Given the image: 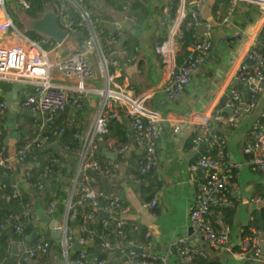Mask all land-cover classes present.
<instances>
[{
	"label": "crops",
	"instance_id": "crops-1",
	"mask_svg": "<svg viewBox=\"0 0 264 264\" xmlns=\"http://www.w3.org/2000/svg\"><path fill=\"white\" fill-rule=\"evenodd\" d=\"M9 1L11 8L15 9L14 0ZM85 1L96 20L108 25L109 28L111 25H118L119 31H125L122 36L128 52L126 60L120 62V68L128 77V89L132 96L137 97L143 92L161 86L165 80V69L155 52V47L168 36L170 24L165 15V8L169 0H137L144 11L138 14V18L130 16L134 18L132 21L127 19L129 16L111 8L105 0ZM185 6L187 9L198 10L203 22L209 23L210 28L202 25L196 28V33L200 38L208 39L211 48L180 99L169 101L163 93H158L145 101V107L159 114L162 119L158 124L159 136L156 142L158 159L143 181H136L142 150L134 146L127 120L121 115L118 119H112L116 124L110 127L108 125L106 138H103L104 135L97 137V144L105 147L102 148L103 153L111 152L107 146L108 141L127 144L129 149L115 153L113 158L104 154L96 159L103 166L113 163L116 166V176L102 178L101 183L95 187L104 192H113L121 198L122 209L115 217L126 227V234L131 235L129 241L135 243L137 248L149 242L151 252L164 255L168 246L185 237L190 244L198 246L207 255L206 258H195L194 263H186L176 254H170L166 264H264L262 261L264 233L253 225L255 216L264 208V171L252 170L248 164V156L243 152V147L250 138L251 124L264 108V92L259 95L256 108L245 114L236 124L230 126L224 121L217 123L226 140L228 160L231 164L238 165L229 189L228 206L234 214L228 226L227 248L209 247L194 231L189 221V210L194 202L195 191L205 178L204 171L190 168L191 162L198 156L197 151L191 147L194 135L191 117L211 114L215 110L227 114L219 105L220 99L226 96L231 87L246 91L243 84L232 81L231 78L246 52L256 46L255 40L264 38V11L251 1H238L230 16L227 15L229 8L227 0H204L200 3L185 0ZM5 10L8 11L6 1ZM16 11L17 15L21 12V23L24 26L28 20L33 19L24 9L19 8ZM217 11H220L219 19L216 18ZM248 13L251 17L250 22L246 21ZM2 17L3 13L0 10V22ZM23 30L18 29L13 21L11 29L6 32L0 31V44L13 45L24 43L26 38L31 39L25 32L29 31L28 28ZM193 44L194 41L188 40L187 37L181 42L176 55L177 64L183 63ZM76 46L70 37L66 38L57 52H51V60L57 61ZM90 60L95 79L88 82V85L90 88H98L100 79L96 54H90ZM134 65L136 71L130 76L127 69ZM52 74L53 81L60 84L67 82L56 69ZM13 88L18 89V103L26 92L32 90L31 86L0 82V102L7 103V108L0 111V145L4 146L10 156H13L22 141L34 134L32 126L34 115L21 108L18 103L13 108L7 102V96ZM99 99V96L93 93L80 108L68 106V111H63L67 114L64 119L74 124L81 137L93 122ZM60 114L57 117H60ZM175 128L177 131H174ZM54 143L57 144L58 151L50 149L52 152L44 157L53 163V168L47 165L43 168V181L38 186H31L25 178L26 172L30 175L38 173L37 169L34 171L29 169L40 166L38 161L12 160L11 169L2 171L0 175L9 178V186H18L19 195L26 197L34 208L35 217L31 221L33 227L29 233L30 237L32 232H35L36 236L46 234L52 241L51 246L44 254L23 261L22 245L10 241L9 255L1 253L0 264H9L13 243L17 248L13 264H67L61 254L60 241L51 238V225L63 224L67 214V202L70 200L76 202L80 198L79 187L75 183L80 159L78 153L61 147L58 142ZM56 189L61 191L65 199L55 206L53 212H49V204L54 200L48 202L45 193L53 196ZM60 198L55 202H59ZM152 199L156 200L155 207L141 206L142 202ZM221 206H223L221 203L215 204L208 216V221L214 228H217L216 221L220 216L215 207ZM96 220H99L98 216ZM244 228L252 234H257L262 258H249L240 254L239 245ZM147 232L150 233L148 238ZM126 244H122L121 247L125 249ZM108 261L110 264H128L125 252L116 250L109 251Z\"/></svg>",
	"mask_w": 264,
	"mask_h": 264
},
{
	"label": "built area",
	"instance_id": "built-area-1",
	"mask_svg": "<svg viewBox=\"0 0 264 264\" xmlns=\"http://www.w3.org/2000/svg\"><path fill=\"white\" fill-rule=\"evenodd\" d=\"M5 1L0 0V10L3 13L0 22L1 32H6L13 27V18L5 10ZM57 1L63 7L66 4L73 7L79 15L78 25L86 27L88 31V37L70 53L57 61H52L51 52H57L58 47L64 42L59 43L52 38L43 40L49 49L44 48L39 41L29 38H26L24 43L0 44V82L31 86L32 90L26 92L18 104L34 115L32 122L34 134L18 145L13 156L8 155L4 146L0 145V175L2 171L11 169L12 160L34 162L37 159V151L43 148L51 137H58L64 131L63 127L55 124L57 115L63 112L67 105L80 108L91 94H97L100 99L92 124L83 137L78 133L74 135L80 140L81 147L75 182L81 191L80 198L76 202L70 200L66 204L67 214L63 224L59 226L62 232V238L59 241L61 254L67 264H107V259L84 250L94 240V232L88 231L87 226L97 219L98 210L108 212L110 217L106 219H112L110 223L118 229L116 233L119 237L124 236L120 230L122 222L115 217L122 209L121 198L113 192L97 189L94 184V175L101 178L116 176V166L113 163L110 162L103 166L95 159L99 151L97 137L107 133V123L110 120L118 119L123 115L127 120L134 146L142 150L139 175L136 181H143L158 159L156 142L159 136L158 124L162 120L159 114L145 107V101L158 93H163L169 101L180 99L211 48L210 41L200 38L196 33V28L202 25L210 28V25L203 22L198 10L187 9L185 0H169L165 8V15L170 24L168 36L155 47V52L165 69V80L161 86L133 97L128 89V77L121 70L118 59L121 53H125L119 47V26L115 25L116 36L103 39L102 31L95 27L91 11L84 5L83 0ZM173 1L177 2L175 10L172 6ZM195 1L200 3L204 0ZM227 1L229 3L228 16L231 15L238 1H251L264 11V0ZM14 5L15 10L19 8L25 10L30 8L32 0H14ZM58 16L60 26L67 30L66 38L70 37L75 32L73 21L59 8ZM216 18H220V11L216 12ZM127 19L134 20L130 16ZM223 19L227 20V18ZM189 34L194 44L183 63L177 64V50ZM255 45L246 52L232 75L231 80L243 84L246 91L243 92L234 87L227 91L225 106L229 112L224 115L221 110H215L211 114L192 115L190 120L194 127L191 147L198 153L197 159L191 162L190 168L192 170L203 168L205 178L195 191L194 202L189 210V221L194 231L209 247L227 248L229 227L221 218H218V227L214 228L208 221V216L215 204L221 203L224 206L230 203L229 189L233 184L235 170L238 169L237 164H231L228 160L226 140L219 131L217 123L224 121L230 126L236 124L245 114L256 108L259 95L264 92L261 87V83L264 82V38L255 40ZM92 53L96 54L98 60L100 79L98 88H90L88 85V82L95 79L90 60ZM246 60L252 63H246ZM54 69L67 80L66 83L60 84L53 81ZM6 108L7 103L0 102V111ZM174 131L177 129L175 128ZM107 146L114 153H122L129 149L127 144H117L114 141H108ZM243 152L247 154L248 164L252 170L264 171V108L251 124L250 138L245 143ZM88 169L94 170L95 174H88ZM25 178L29 183L30 174L28 172ZM4 185L5 183L0 179V187ZM11 188L10 194L5 196L6 200L19 195L18 186H11ZM55 205V201L50 202L49 212L54 211ZM141 206L153 208L156 206V200L142 202ZM24 207L23 216L31 222L35 217L33 206L28 202ZM78 208L81 209L82 221L74 227L73 222L79 212ZM9 218L14 221L18 219V216H9ZM107 223L105 222L104 225ZM13 229L20 236L18 243L23 247V261L44 254L51 246V239L43 235L36 236V241L30 244L31 237L29 233L23 232V226L19 222L13 224ZM86 232L87 234L84 235ZM149 235L150 233L147 232L146 238ZM76 237H78L77 241L81 249L78 250L79 253L75 258H71ZM100 245L104 250L125 252L128 264H166L170 254H176L186 263H192L197 257H207L204 251L190 244L185 237L168 246L164 255L151 252L149 242L139 247L141 252L134 249L137 245L132 241L127 242L125 249L121 247L120 242L111 243L108 240L102 241ZM239 246L240 254L243 256L262 258L257 234L242 237ZM262 261L264 263V259Z\"/></svg>",
	"mask_w": 264,
	"mask_h": 264
},
{
	"label": "trees",
	"instance_id": "trees-1",
	"mask_svg": "<svg viewBox=\"0 0 264 264\" xmlns=\"http://www.w3.org/2000/svg\"><path fill=\"white\" fill-rule=\"evenodd\" d=\"M49 0H32V5L30 6V8L25 9V12L27 15H29L32 18H37L39 17L46 9V6L48 4ZM85 1V0H83ZM110 6L115 5V10L125 14L126 16H137L138 18V14L142 13L144 11L143 6L137 1V0H116V1H121L122 5H116L114 3L113 0H105ZM223 1V0H222ZM85 3V2H83ZM58 8L71 20L73 21V27L75 28V32L70 36L72 37L71 39L78 45L81 42H83L87 37H88V31L86 29V27L78 25V21H79V15L78 13L73 9V7H71L70 5L66 4L65 7H63L61 5L60 2L57 3ZM85 6L89 9V5L85 3ZM173 9H176L177 6V2L173 1L172 3ZM92 14V12H91ZM92 18L94 20L95 23V27L98 30L102 31L101 37L103 39L110 37V36H116L117 32L116 31H112L108 25H103L100 21L96 20L94 18V16L92 15ZM251 17L248 13L247 17H246V21L250 22ZM245 23V22H244ZM27 34L30 38L32 39H37L39 38H43V36L31 32V31H27ZM125 34V31H120V37L122 35ZM119 37V38H120ZM187 39L191 40V36L190 34L186 36ZM193 40V39H192ZM45 44V43H44ZM121 51H125V53H121V55L119 56V63L123 62L126 60V53L128 52V48L126 47V43L123 42L122 45L119 46ZM224 114V113H223ZM226 115V114H224ZM67 114L64 112H61L60 117L55 118V124L57 126H61L64 128L63 133L58 136V137H51L47 143L45 144V146L41 149H39L37 151V159L35 161L40 162V166L36 167H32L29 168L31 171L34 170H38L37 174H31L30 175V179H29V183L32 186H38L39 184L42 183L43 181V174H42V170L43 168L47 165V167H51L53 168V163H50L48 160H45L44 157L52 152L49 148V145H51L54 142H58V144L61 147H66L67 149L73 151L74 153H78L80 151V140L75 137V133H78L77 128L74 126L73 123L68 122L64 119V117H66ZM116 124V121H112L110 120L107 123V127L109 125L112 126ZM103 138H106V135L103 136ZM99 151L97 153V155L95 156V159H98V157H102L104 156V153L102 152V148L103 145H99ZM49 167V168H50ZM88 174L93 175L95 174L94 170L92 169H88ZM98 182L95 180L94 178V184L97 185ZM11 186L7 185L5 183V185L3 187H0V254L1 253H6L7 255H9L10 252V241H13L14 243L18 242V240L20 239V236L17 235L13 229V224L16 222H19L22 226H23V232L25 233H30L32 231L31 228H27V224L30 222L26 217L23 216V212H24V206L26 203H28V199L24 196H12L9 200L5 199V196L10 194L11 192ZM61 195V196H60ZM45 197L46 200L48 202L52 201V200H57L60 197L59 202H55L56 205H59L63 202L64 195L62 196V193L60 190L56 189L55 193L53 196H49L48 193H45ZM62 201V202H61ZM55 205V206H56ZM229 205V204H228ZM228 205H224L221 207H218L215 209L220 212V216L219 218L222 219V221L227 224V226L230 225V222L232 220L233 217V210L231 208H229ZM34 209V208H33ZM78 214L75 218V221L77 222L76 225L81 224L82 218L80 216V212L81 209L78 208ZM18 216V219H15L14 221L9 218V216ZM116 216V215H115ZM112 219H99V220H95L92 224L87 226V230L88 231H92L94 232V240L91 244H89L88 246H86L84 248L85 251L93 253L95 255H97L100 258H105L108 260L109 257V251L110 250H103L101 248L100 243L104 240H109L111 243L113 242H120L121 244H126L130 238L131 235L126 234V227L122 225V227L120 228V230H122L124 236L123 237H119L117 235V228H115L113 223H110ZM218 221V220H217ZM216 221V223H217ZM105 222H108L107 224L104 225ZM253 225L256 227V229L258 231H262L264 233V208L260 209L259 212L257 213V215L254 218L253 221ZM4 227V228H2ZM218 227V226H217ZM86 233H84V235H86ZM82 235V234H79ZM252 233L249 232V230H247V228H244L243 230V234L242 236H251ZM75 236H77V234H75ZM46 238H48V235L45 234ZM36 241V237L33 240H30L29 243L33 244ZM79 251H73V253H71V258H75L78 255ZM194 263V261L192 262ZM107 264H110V262L108 261Z\"/></svg>",
	"mask_w": 264,
	"mask_h": 264
},
{
	"label": "water",
	"instance_id": "water-1",
	"mask_svg": "<svg viewBox=\"0 0 264 264\" xmlns=\"http://www.w3.org/2000/svg\"><path fill=\"white\" fill-rule=\"evenodd\" d=\"M27 28L29 31L31 32H34V33H37L41 36H43L44 38H52L53 40H55L56 42H63L65 40V38L67 37L68 33H67V30L63 29L61 26H60V23H59V16H58V12L55 11L54 9L52 8H46L45 11L37 18H33V19H30L28 20L27 22ZM110 29L112 31H115L116 30V26L115 25H111L110 26ZM123 41H124V37H120V42H119V45H122L123 44ZM246 63H252L251 61L249 60H246L245 61ZM136 71V66H130L128 69H127V74L131 76V73L135 72ZM261 87L264 89V82L261 83ZM17 93H18V89L17 88H13L12 91L8 94L7 96V102L10 104L11 107L15 108L16 104L18 103V97H17ZM226 99H227V96H223L220 101H219V105L223 108V111L228 113L229 112V109L227 107H225V102H226ZM28 111V110H26ZM68 111V105L64 108V112H67ZM29 113H31L30 111H28ZM115 120V119H113ZM126 120L124 119V122ZM49 148L50 149H53L55 151H58V146L57 144L53 143L51 145H49ZM105 155L113 158L115 156V153H112V152H108V151H105L104 152ZM198 170H202L205 172V170L203 168H198ZM94 178L96 181L98 182H101V177L98 176V175H94ZM4 183H6L7 185H9V178L7 177H1L0 178ZM79 191L80 188H79ZM264 205V203H263ZM110 215L108 212H104L102 210H98V218L101 219V218H109ZM76 221L73 222V226L75 227L76 226ZM33 227V224L32 222H29L27 224V228H32ZM36 233L35 232H32L31 234V240H33L35 237H36ZM51 238L53 240H60L62 238V232L59 228V224H53L51 225ZM78 237H76V241L73 245V250L74 251H78L81 249V245L78 243L77 241ZM137 252H141V248H137L135 247L134 248ZM263 253H264V250H263ZM17 256V248H16V245L13 243L11 245V256L9 258V264H13L14 261H15V258Z\"/></svg>",
	"mask_w": 264,
	"mask_h": 264
},
{
	"label": "rangeland",
	"instance_id": "rangeland-1",
	"mask_svg": "<svg viewBox=\"0 0 264 264\" xmlns=\"http://www.w3.org/2000/svg\"><path fill=\"white\" fill-rule=\"evenodd\" d=\"M114 1V3L116 4V5H122V2L121 1H116V0H113ZM85 3H86V1H84ZM57 3H58V1L57 0H49L48 1V4H47V8H52V9H54L55 11H58V5H57ZM85 3H84V5H85ZM115 5H111V8H113L114 10H115ZM6 8H8V12L10 13V15L12 16V18H13V21H14V23H15V25H16V27L18 28V29H20V30H22V31H24L23 29L24 28H26L27 27V22H26V26H24L22 23H21V19H22V17H21V15H20V13H19V15H17V11L15 10V9H13V8H11V6H10V1L8 2V0H6ZM25 32H27V31H25ZM70 38H72V37H70ZM32 39V38H31ZM34 40H37V41H39L41 44H42V46L44 47V48H46V49H49V47H48V45L47 44H44L43 43V38H37V39H34ZM66 54H68V53H65L64 55H66ZM98 74H99V70H98Z\"/></svg>",
	"mask_w": 264,
	"mask_h": 264
}]
</instances>
